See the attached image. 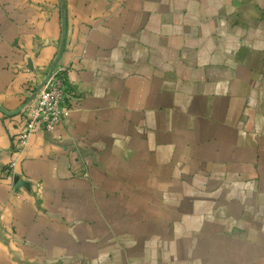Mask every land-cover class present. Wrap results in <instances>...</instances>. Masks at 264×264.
Returning a JSON list of instances; mask_svg holds the SVG:
<instances>
[{
	"label": "crops",
	"instance_id": "crops-1",
	"mask_svg": "<svg viewBox=\"0 0 264 264\" xmlns=\"http://www.w3.org/2000/svg\"><path fill=\"white\" fill-rule=\"evenodd\" d=\"M0 264H264V0H0Z\"/></svg>",
	"mask_w": 264,
	"mask_h": 264
},
{
	"label": "built area",
	"instance_id": "built-area-1",
	"mask_svg": "<svg viewBox=\"0 0 264 264\" xmlns=\"http://www.w3.org/2000/svg\"><path fill=\"white\" fill-rule=\"evenodd\" d=\"M73 94L71 85L67 82V70L51 67L43 82L17 109L20 123L12 137L14 151H23L35 132L50 133L63 123L73 110L70 105ZM14 167L15 162L12 161L8 168L11 171Z\"/></svg>",
	"mask_w": 264,
	"mask_h": 264
}]
</instances>
